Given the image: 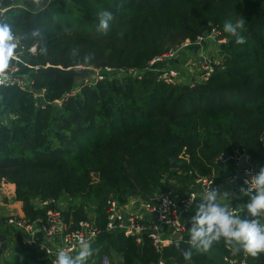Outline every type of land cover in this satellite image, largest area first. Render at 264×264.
Returning a JSON list of instances; mask_svg holds the SVG:
<instances>
[{
    "label": "trees",
    "instance_id": "obj_1",
    "mask_svg": "<svg viewBox=\"0 0 264 264\" xmlns=\"http://www.w3.org/2000/svg\"><path fill=\"white\" fill-rule=\"evenodd\" d=\"M0 11L19 40L29 87L45 91L46 103L36 106L30 92L0 86V188L14 185L24 219L45 220L36 200L64 201L66 232L80 221L101 231L86 264L105 257L109 264H216L196 249L185 260L187 233L160 252L145 236L137 243L119 231L105 234L106 202L153 203L169 192L171 177L181 192L199 178L217 184L218 168L233 169L241 156L264 167V0H0ZM105 11L113 15L106 34L97 30ZM240 19L243 44L223 30ZM211 29L224 42L204 83L166 85L149 70L153 59ZM51 68L141 74L88 87L66 73H37ZM14 238L18 258L9 264H51L44 249ZM211 249L228 258L240 247L221 239ZM243 256L245 264H264V253Z\"/></svg>",
    "mask_w": 264,
    "mask_h": 264
},
{
    "label": "built area",
    "instance_id": "obj_2",
    "mask_svg": "<svg viewBox=\"0 0 264 264\" xmlns=\"http://www.w3.org/2000/svg\"><path fill=\"white\" fill-rule=\"evenodd\" d=\"M13 2L14 0H9ZM4 11H0V23H5ZM220 33L211 29L209 32L204 33L198 37L194 42L186 40L181 45L170 50L162 57L155 58L149 63V70L157 73V80L166 85H179V84H193L204 83L207 81L210 74L213 72L214 67L220 62V57L217 51L219 44L223 43L220 40ZM15 42L17 48L15 50V56L10 62V67L6 71L4 76H0V86H16L21 91L30 92L34 100H37L36 106L39 103H46L44 99V90L32 91L29 87L28 76L23 75L25 69H28L26 64L21 61L19 53V40L15 36ZM201 48L202 55L197 57V61L190 64L185 63V67L177 65L171 67V62H176L178 56L191 48ZM209 49V56H205V51ZM32 49L31 51H33ZM166 64V65H165ZM159 65V66H158ZM76 68L74 70H79ZM90 71V77L92 72V82L79 81L82 85L92 87L94 83L103 81L110 78H121L123 76L140 77V72L134 70H122V69H92L87 68ZM98 71H103L99 74ZM79 87H76V91L71 94H75L79 91ZM56 105H60V101L55 102ZM219 163H224L225 159L220 157ZM234 170L240 174V184L242 188H247L245 180L249 179L251 175H255L259 172L258 166L251 164L248 158L239 157L235 160ZM196 187L187 192L185 195L178 196L169 190L168 193L160 194L156 196L153 203H140V210L142 213H146V217L129 213L123 206L119 205L112 198L106 202V225L105 234L112 232H122L126 237L135 238L137 243H140L142 237H146L151 241L153 247L157 252H160L163 247L170 246L175 242L184 240L185 228L183 224V217L188 213L190 207L198 200L201 199L207 191L210 189L221 190L220 186L215 184L212 177L199 178L195 181ZM249 202V198L246 204ZM245 204V205H246ZM34 206L38 209H46L45 220L37 219L36 221L29 222L24 218H17L14 216L8 217L4 223L8 226H12L19 231L21 236V242L28 247H39L46 251L51 264L56 259L57 253L60 250H64L69 255L75 257L81 250V241L93 245L95 240L101 236V231L96 227L88 223L87 221H80L77 227L71 231L66 232L65 226L62 220V213L66 209V203L62 200H36ZM233 215H240L244 213L247 219H250V215L247 212L246 207L242 210L234 204L226 202L224 205ZM164 230L168 231V234L164 233ZM39 232L48 242L47 247H40L34 241V234ZM188 238V237H187ZM57 241V249L54 250L55 245L51 244ZM51 242V243H50ZM51 246L52 248H48ZM234 254L231 253L230 257H224V260L229 264H245V257H242L239 261L233 258ZM101 264H108V259L105 257ZM163 264V263H160Z\"/></svg>",
    "mask_w": 264,
    "mask_h": 264
},
{
    "label": "clouds",
    "instance_id": "obj_3",
    "mask_svg": "<svg viewBox=\"0 0 264 264\" xmlns=\"http://www.w3.org/2000/svg\"><path fill=\"white\" fill-rule=\"evenodd\" d=\"M33 2L37 5L40 4V0H33ZM112 20L111 12L100 13L97 30L106 34ZM243 29V19L238 20L235 24L226 21L223 28L224 32L236 37L237 44L245 43L243 36L239 35L238 31ZM16 48L17 43L11 26L0 23V76H4L9 69ZM42 52H46V49H43ZM245 184L248 186L241 188V194L249 198L245 207L253 219H243L238 215H233L226 207L217 202L220 192L209 188L200 203L196 205L195 215L191 218L189 230L191 248L184 252L185 260H191V249L207 253L212 244L221 239L227 243L238 245L252 257L264 253V224L255 219L264 216V167L245 180ZM225 195L227 194L225 193ZM80 248L81 250L75 257L60 250L53 264H86L87 258L92 255V249L90 244L84 241H81Z\"/></svg>",
    "mask_w": 264,
    "mask_h": 264
},
{
    "label": "crops",
    "instance_id": "obj_4",
    "mask_svg": "<svg viewBox=\"0 0 264 264\" xmlns=\"http://www.w3.org/2000/svg\"><path fill=\"white\" fill-rule=\"evenodd\" d=\"M200 53L201 52V48H191L189 50L188 54H192V53ZM202 55V52H201ZM201 55L199 54V57H201ZM178 62H180V60H178ZM166 65V64H165ZM174 65H181V64H177L174 63ZM159 66V65H158ZM28 69L24 68V71L21 70V72H25V74L23 75L24 77L28 76ZM222 165V164H221ZM214 178V177H213ZM217 184L220 186L221 190L219 191L220 194L218 196V203L222 205H224L226 202H229V204H234L238 207V209L242 210L245 207V204L248 200L247 196H243L241 194V184H240V174H238V172L236 170L230 168H226L225 165L222 167L220 166L218 168V175H217ZM168 186L170 188V191H172L173 193H176L178 196H182L185 195L187 192H181L179 186L177 185L176 181L173 179V177L169 178L168 180ZM14 191H15V187L14 185L11 184H3L0 188V209L4 210L2 215L4 216L6 213V216H14L17 218H24V214L22 212V205L20 202L15 201L14 198ZM225 193L227 195H225ZM201 199H198L189 209L188 213L183 217V224H184V228H185V233H187L188 235L186 237H190L189 236V230L191 227V218L195 215V208L196 205L198 203H200ZM123 207L130 213L133 214H138V215H143V217H146V213H142L140 210V203L137 199L130 197L128 198L126 204L123 205ZM6 210V211H5ZM241 218L243 219H247L246 215L244 213H241L239 215ZM3 224V222H1ZM264 224V222H263ZM164 233L168 234L167 230H164ZM185 238V235H183ZM5 239V238H4ZM16 241V240H15ZM34 241L40 246V247H47V240L39 233L36 232L34 234ZM57 241H54L51 244H54V250L57 249ZM1 245V243H0ZM48 248H52L51 246H48ZM241 250V248H240ZM13 255L16 256V258H18L17 254L15 253V251H12ZM208 257L214 261L216 264H229L228 262H226L224 260V257H222L220 254H218L216 251H214L213 249L210 248V250L207 252ZM231 255V254H230ZM229 255V257H230ZM242 255H238L237 256L234 254V259H236L237 261H239L241 259ZM15 258V259H16ZM119 258H114L115 262H119ZM110 263V260L108 258V264ZM0 264H4V263H0Z\"/></svg>",
    "mask_w": 264,
    "mask_h": 264
},
{
    "label": "rangeland",
    "instance_id": "obj_5",
    "mask_svg": "<svg viewBox=\"0 0 264 264\" xmlns=\"http://www.w3.org/2000/svg\"><path fill=\"white\" fill-rule=\"evenodd\" d=\"M189 50H186L185 52H183L182 54H180L178 56V59L180 60V62H178V60L176 61L177 64H181V66L185 67V63L190 64L191 62H196L197 61V57H199L200 53H189ZM34 51V50H33ZM209 49H207L205 51V56H209ZM52 69V68H51ZM82 70H86L85 68H81ZM99 74H101L103 71H98ZM94 75V72H92V75L90 77H88V75L83 76V77H77V80H79L80 82L83 81L84 83L86 82H92V76ZM4 210L0 209V232H6L7 233V237L5 238V244H6V251L2 253V255L0 256V263H4V264H9L10 262H12L13 260H15L16 256L11 254L12 251H15V248L17 247L15 238H14V234H18L19 231L12 227V226H8L6 223H4V221L11 216H3ZM6 211V210H5ZM3 222V224L1 223ZM1 234V233H0ZM1 238H3V236L0 235ZM103 260V259H102ZM102 262V261H101Z\"/></svg>",
    "mask_w": 264,
    "mask_h": 264
},
{
    "label": "water",
    "instance_id": "obj_6",
    "mask_svg": "<svg viewBox=\"0 0 264 264\" xmlns=\"http://www.w3.org/2000/svg\"><path fill=\"white\" fill-rule=\"evenodd\" d=\"M48 72H61V73H66V74H69V75H72L73 77H83V76H89L90 75V71L89 70H82V69H79V70H67V71H64L62 70L61 68H54V69H50V70H37V73H40V74H44V73H48ZM227 159V158H226ZM0 256L2 255L3 252L6 251V244H5V239L4 238H1L0 237ZM243 254V251L242 250H239L238 251V255H242Z\"/></svg>",
    "mask_w": 264,
    "mask_h": 264
}]
</instances>
